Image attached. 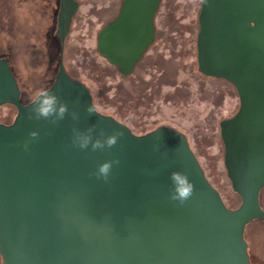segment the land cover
Here are the masks:
<instances>
[{
  "label": "water",
  "instance_id": "95a60500",
  "mask_svg": "<svg viewBox=\"0 0 264 264\" xmlns=\"http://www.w3.org/2000/svg\"><path fill=\"white\" fill-rule=\"evenodd\" d=\"M159 4L123 0L98 33L99 53L123 76L152 43ZM197 20L198 71L229 81L241 97L238 113L220 122L224 166L240 206H225L182 132L162 126L135 134L98 110L88 116L90 91L62 64L47 90L69 114L57 124L29 119L32 100L21 102L0 58V107L16 111L10 123L0 122L2 264H249L244 227L264 215L257 198L264 184V0H201ZM92 125L94 138L100 129L124 135L111 149L72 146V128ZM117 159L107 181L96 178L101 163ZM173 171L195 187L183 205L170 199Z\"/></svg>",
  "mask_w": 264,
  "mask_h": 264
},
{
  "label": "rangeland",
  "instance_id": "374dc122",
  "mask_svg": "<svg viewBox=\"0 0 264 264\" xmlns=\"http://www.w3.org/2000/svg\"><path fill=\"white\" fill-rule=\"evenodd\" d=\"M108 2L114 8L119 5V0H109L98 2L95 7L107 6ZM200 4L201 0H162L156 15L158 36L153 48L157 67L152 62L147 74L141 75L137 68L136 73L122 79L118 69L95 57L89 46L84 47L86 43L78 45V39L84 38L81 28L84 33L88 29L89 34L98 26L95 18L93 26L81 25V20L72 24L63 60L69 73L89 87L97 110L123 122L133 133L143 134L156 126L168 125L188 136L208 179L224 200L236 207L240 199L226 176L218 127L219 120L232 112L234 94L230 91L231 96H226L221 109L212 112V92L225 87L212 91L208 85L198 84L202 81L196 60ZM89 6L81 1L78 13L84 16ZM48 7L42 0H0V57L10 65L25 101L47 86L49 75L58 67L59 48L43 46L47 35L39 33L42 17L50 12ZM10 13L16 19L11 29L7 28ZM111 15L113 11L103 14L106 19ZM15 114V109L7 105L0 107V120L8 116L13 119ZM257 198L258 205L264 206V184ZM263 229L256 218L247 224L249 235L245 240L249 243L250 264H264ZM254 230L258 231L253 235Z\"/></svg>",
  "mask_w": 264,
  "mask_h": 264
},
{
  "label": "flooded vegetation",
  "instance_id": "af4514ba",
  "mask_svg": "<svg viewBox=\"0 0 264 264\" xmlns=\"http://www.w3.org/2000/svg\"><path fill=\"white\" fill-rule=\"evenodd\" d=\"M22 1H24V0H22ZM42 1L46 2L47 4H49L48 9L50 10L49 13L45 12L46 15H44L42 17V21L39 24L40 25L39 26V28H40V32L39 33H41L43 35H47V38L45 39V44L43 46L49 45L51 47H58L59 48V52H58V67L60 66V64H62L66 74L72 80L79 81L80 83L84 84L89 89V87L85 83H83L78 78H76L75 76L70 74L69 71L66 69V67L64 65V60H63L64 49H65V47L68 44L67 41H68V38L70 36L72 24L81 20L79 24H81V25L82 24H86L87 26H93V22H94L93 18H95L97 23L96 22H94V23H96V25H98V26H95L94 29L92 30V32L89 33V34H88V29L84 33L83 32L84 27L81 28L82 31H81L80 35L84 36V38L80 37V39H78V43H79L78 45L80 46L83 42L86 43V44H84V47L89 46L91 48L92 52H94L95 57L99 58L102 62H105L106 64H109L108 61L106 60V58L103 57L98 51V48H97V45H98V40H97L98 33L108 23H110V22H112L113 20L116 19V17L120 13L123 0H119V5L117 7H115V8H114V5L111 7L109 5V2H108L107 6L106 5H102L100 8H96L95 7L98 2H103V1L107 2L109 0H65V1H63V0H42ZM81 1H84V4H86V5H88V4L90 5L89 9L86 10V12L84 13V16H81V14L78 13L79 12V7L81 6ZM161 2H162V0H160V4H159V7L157 9V12H158V10H159V8L161 6ZM112 3L116 5V3H114L113 1H112ZM105 11H110V12L113 11V15H111L110 17H107V19H106L103 16ZM157 12H156V14L154 16V28L155 29H154V39H153L152 43H150L148 45L147 49L144 51V53L141 56V58L139 59V61L134 65L133 70H132V72L130 74H128L126 76H123L119 72V74H120L122 79H126L127 77H129L133 73H136L137 68L139 69L141 75H143V73L147 74V71L149 69H151V67H152V64H151L152 62H153V65L155 67H157V65H156L157 61L154 62V60H153V55H154V49L153 48H154V44L157 42V36H158V30H157V26H156V15H157ZM42 13H44V12H42ZM8 17H9V23L7 22L8 23V27L7 28L11 29L16 19L14 17V13H12V15L10 13L8 15ZM62 31L64 32L63 34H62ZM165 40H167V39H164L162 41H165ZM58 67H57V71H52L51 74L49 75V83L47 84V86L44 89L47 90L52 85L53 81L55 80V78L57 76V73H58V70H59ZM199 74H200V77L202 79V81L198 83L199 86H202V85L206 84V85H208L211 88V90L212 89L214 90V88L215 89L216 88L223 89V87H225V89H223L222 91L215 90V92H214L212 90L213 91L212 92L213 93V97H211L213 99L212 107H211L212 108V112L215 111V109H217V111L219 109H221L220 107H222L225 104L226 96H231V92L230 91H232V93L234 94L233 95L234 96V102H233L234 106H233L232 112L228 116H225V117L221 118L219 120V122H218L219 137H220V139L222 141V138H221V135H220V122L223 121V120H226V119H230V118L234 117L238 113V111L241 108V97H240L238 91L236 90L235 86L232 83H230L229 81H227L225 79H222V78H216V77L207 76V75L202 74L201 72H199ZM89 91H90V94L92 96V93H91L90 89H89ZM23 96L24 95H22V92L20 91V100L22 99L21 100L22 103H27V102H29L31 100V99H29V100L25 101V100H23ZM216 97L219 98V100H215ZM209 98H210V95H209ZM92 101H93V97H92ZM227 104H228V102H227ZM212 118L214 119L215 116L213 115ZM121 123H123V122H121ZM162 126L170 127L168 125H161V126H156L154 129H156L158 127H162ZM170 128H172V127H170ZM154 129H152V130H154ZM152 130H150V131H152ZM150 131H148V132H150ZM145 133H147V132H145ZM145 133H143V134H145ZM214 134H216V133H214ZM186 138H187V141H188V144H189L191 150L193 151V149H192V147H191V145L189 143L188 136H186ZM248 138L250 140H253V136H248ZM222 144H223V141H222ZM224 152H225V148H224V144H223V166H224ZM193 153H194V151H193ZM195 156H196V154H195ZM224 169L226 171V176H227V178H228V180L230 182L231 189L234 191L235 194L238 195V197L240 199V203L236 207H233V206L229 205L224 200V198L222 196L221 197H222V200H223L225 206L228 209L235 210L241 204V196L234 189L235 179L232 176L230 177L228 175V170L225 168V166H224ZM260 208L264 212V206H261ZM256 220L258 222H261L264 225V215L262 217L256 218ZM251 221H249L247 224H249ZM247 224L244 227V239H246V236L249 235V234H247ZM257 231L258 230H254L253 231V235ZM249 233H251V231H249ZM246 243H247V253H248L249 243L248 242H246ZM248 258H249V264H250V256H249V254H248Z\"/></svg>",
  "mask_w": 264,
  "mask_h": 264
},
{
  "label": "clouds",
  "instance_id": "9594fccd",
  "mask_svg": "<svg viewBox=\"0 0 264 264\" xmlns=\"http://www.w3.org/2000/svg\"><path fill=\"white\" fill-rule=\"evenodd\" d=\"M85 112L88 116L96 115L97 108L95 105L89 104L85 108ZM68 114V105L61 102L55 93L46 89H41L37 90L32 96L31 112L28 117L29 119H43L50 121L52 124H57L59 121L64 120L65 116ZM71 115L74 120L79 119L77 113L73 112ZM96 131V125H92L84 131L75 127L72 128V146L77 147L80 150H87L90 146L91 151L93 152L104 150L106 148L111 149L116 146L118 140L124 135L122 131L116 130H114L111 134L106 135L105 131L100 129L98 136L94 138L93 134ZM28 135L31 140H36L39 137V133L37 131H31ZM23 147L25 151H27L28 143L26 142ZM119 163L120 161L118 159L105 161L98 166L94 175L97 179L107 181L113 165H118ZM169 178L173 185L170 199L178 202L180 205H183L193 196L195 190L194 184L189 180L186 174L178 171H173Z\"/></svg>",
  "mask_w": 264,
  "mask_h": 264
},
{
  "label": "trees",
  "instance_id": "16d2710c",
  "mask_svg": "<svg viewBox=\"0 0 264 264\" xmlns=\"http://www.w3.org/2000/svg\"><path fill=\"white\" fill-rule=\"evenodd\" d=\"M22 100V99H21ZM32 100V99H31ZM30 100V101H31ZM22 102V101H21ZM7 106H9V107H11V108H13V109H15L12 105H7ZM12 121V119L10 118V116H8L5 120H0V122H2V123H10ZM198 159V158H197ZM204 170V169H203ZM205 172V171H204ZM206 175V174H205ZM206 177H207V175H206ZM207 179H208V177H207ZM209 180V179H208ZM209 182L211 183V181L209 180ZM212 184V183H211ZM213 185V184H212ZM214 186V185H213ZM215 187V186H214ZM216 188V187H215ZM217 189V188H216Z\"/></svg>",
  "mask_w": 264,
  "mask_h": 264
}]
</instances>
